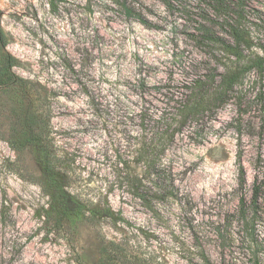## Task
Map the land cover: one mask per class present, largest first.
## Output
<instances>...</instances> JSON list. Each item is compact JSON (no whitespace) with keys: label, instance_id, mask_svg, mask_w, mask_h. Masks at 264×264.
<instances>
[{"label":"rangeland","instance_id":"obj_1","mask_svg":"<svg viewBox=\"0 0 264 264\" xmlns=\"http://www.w3.org/2000/svg\"><path fill=\"white\" fill-rule=\"evenodd\" d=\"M242 2L264 46V0ZM0 25V264H264V75L212 102V2L0 0ZM161 118L180 130L151 174ZM39 147L85 216L58 211Z\"/></svg>","mask_w":264,"mask_h":264},{"label":"trees","instance_id":"obj_2","mask_svg":"<svg viewBox=\"0 0 264 264\" xmlns=\"http://www.w3.org/2000/svg\"><path fill=\"white\" fill-rule=\"evenodd\" d=\"M209 1L213 3L217 14L223 18L230 35L229 39H225L211 31H204L206 38L219 45V51L223 53V56L220 55L219 59L224 58L227 60V63H225V71L221 74L217 91L213 93V97L211 98L213 102L214 100H219L222 95L236 90L238 86L244 83L249 72L255 71L258 75V79L264 75V46L258 45L260 42L255 41L252 35V31L247 23V14L242 0ZM125 11L129 15L134 14V10L131 8L125 7ZM138 18L144 24H148V20L141 14L138 15ZM5 38V32L0 25V42H4ZM255 46H259L262 51H257ZM194 96H196V98L193 99L194 101L189 99L190 101L184 103L178 109L177 114L181 119L177 122H179L180 126L184 124V120L188 116L203 112L206 106H208L206 105L208 101L205 100V94L202 95L201 93H197ZM181 120H183V122ZM159 122H161V124L152 132L149 142L144 143L140 147L139 152L140 159L148 166L151 174L159 173L162 157L168 145L174 142L180 130L174 127V119L169 122L161 118ZM38 140L39 139L35 137V142H37V144ZM38 155L43 173L47 179L46 188L52 195L58 211L65 215L80 216V214H82L85 216L86 208L83 211V204L63 189V185L60 183L61 181L59 179L60 174L56 168V162L51 157L50 153L45 150L44 147H41L40 150H38ZM133 192L135 196L142 197L141 193ZM243 213H245L244 209ZM105 215L114 220L118 219L111 208H108ZM202 259L204 260V264H213L205 253H203Z\"/></svg>","mask_w":264,"mask_h":264}]
</instances>
